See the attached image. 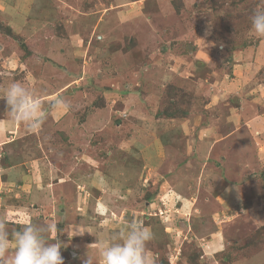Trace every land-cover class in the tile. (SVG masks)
Returning a JSON list of instances; mask_svg holds the SVG:
<instances>
[{
  "label": "rangeland",
  "instance_id": "374dc122",
  "mask_svg": "<svg viewBox=\"0 0 264 264\" xmlns=\"http://www.w3.org/2000/svg\"><path fill=\"white\" fill-rule=\"evenodd\" d=\"M258 9L264 0H0L8 231L15 212L54 223L64 264H98L99 244L136 220L154 234L155 264H264ZM13 81L41 99L39 130L10 123ZM58 96L67 111L49 107Z\"/></svg>",
  "mask_w": 264,
  "mask_h": 264
},
{
  "label": "clouds",
  "instance_id": "9594fccd",
  "mask_svg": "<svg viewBox=\"0 0 264 264\" xmlns=\"http://www.w3.org/2000/svg\"><path fill=\"white\" fill-rule=\"evenodd\" d=\"M251 29L259 37H264V9L254 11L250 17ZM10 123L21 124L28 131L39 130L47 118L41 99L30 92L22 83L13 81L5 90ZM50 108L67 111L70 104L58 96L49 104ZM57 231L54 223L36 224L31 219L19 229L8 231L7 224L0 221V264H64L60 249L63 244L55 238L48 240L49 234ZM76 229L75 235H83ZM154 238L149 227L136 220H129L115 231L107 242L99 244L102 264H155L147 244ZM14 247L9 249V245ZM82 264H94L88 254Z\"/></svg>",
  "mask_w": 264,
  "mask_h": 264
},
{
  "label": "crops",
  "instance_id": "0c3cea01",
  "mask_svg": "<svg viewBox=\"0 0 264 264\" xmlns=\"http://www.w3.org/2000/svg\"><path fill=\"white\" fill-rule=\"evenodd\" d=\"M1 195V194H0ZM1 197V196H0ZM0 208H2L1 207V205H0ZM4 214H1L0 215V219H1V217H3V216H5V214H6V212L4 211L3 212ZM8 213H10V211L8 210ZM7 213V214H8ZM13 214V213H12ZM15 217H13L14 218V220H13V227H22L24 224H23V222H21V219H23L22 217H21V215L19 216V213H16L15 212ZM18 215V216H17ZM11 217V216H10ZM11 222V221H10ZM82 230H84V231H86L88 234H89V231H88V229H90L89 227H80ZM76 229H79V228H76ZM86 232H84L83 234H85ZM79 236H82V235H78V237ZM97 245H94L93 247H96ZM14 247V244H11L10 243V245H9V249H11V248H13ZM99 246L97 247V252H96V257L98 258V260H99V262H98V264H102V259H101V257H100V255H99Z\"/></svg>",
  "mask_w": 264,
  "mask_h": 264
}]
</instances>
